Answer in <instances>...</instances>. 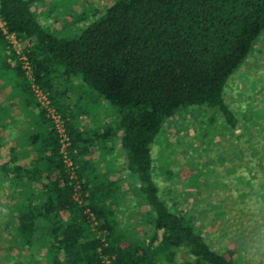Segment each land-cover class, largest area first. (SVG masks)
I'll return each mask as SVG.
<instances>
[{"label":"trees","instance_id":"1","mask_svg":"<svg viewBox=\"0 0 264 264\" xmlns=\"http://www.w3.org/2000/svg\"><path fill=\"white\" fill-rule=\"evenodd\" d=\"M38 1L0 0V18L33 78L0 29V119L10 131L0 138L7 198L0 264H250L239 261L253 248L264 254L260 183H246L242 196L229 193L233 215L210 219L214 229L205 234L206 223L198 227L197 217L162 196L153 155L167 122L191 107L213 108L220 126L237 128L226 85L264 31V0H112L72 37L40 22ZM32 82L63 121L75 179ZM81 83L89 97L76 90ZM100 101L116 113L114 125L98 115ZM116 142L137 181L132 211L108 160ZM119 212L134 213L133 223L119 221ZM141 223L149 225L144 234Z\"/></svg>","mask_w":264,"mask_h":264},{"label":"rangeland","instance_id":"2","mask_svg":"<svg viewBox=\"0 0 264 264\" xmlns=\"http://www.w3.org/2000/svg\"><path fill=\"white\" fill-rule=\"evenodd\" d=\"M111 2L40 0L32 8L42 24L66 29L65 36L72 37L94 20L95 12L105 9ZM78 89L89 97V86L81 83ZM224 97L239 119L235 130L220 126L215 109L191 107L169 120L153 144L154 174L162 196L197 217L198 227L206 223L205 234L214 229L208 222L210 219L223 220L233 215L227 214L229 207L225 206L229 203L225 198L229 193L242 196L248 188L244 186L250 181L260 183L264 189V31L257 37L243 64L230 75ZM96 110L105 121L112 125L116 123V113L103 102L97 104ZM16 113L20 114L19 111ZM6 132L10 133L9 130ZM6 132L4 136L8 138ZM108 145L111 147V143ZM112 148L113 159L108 158L113 164L110 167L114 176L120 178V187L127 195V207L132 211L129 196H135L137 181L126 170V156L120 144L116 142ZM238 152H241V158H237ZM245 163L252 167L246 169ZM100 164V168L105 165ZM233 185L240 190L230 189ZM5 193L3 190L0 195V215L7 200L3 197ZM121 215L119 212V221L130 219L129 224L136 217L134 213L129 216L128 212ZM137 230L140 231L138 234H144L149 225L141 223ZM221 237L222 234L217 236L218 239ZM252 251L254 253L241 257L239 262L246 258L250 264H264L263 250L259 252L253 248Z\"/></svg>","mask_w":264,"mask_h":264},{"label":"built area","instance_id":"3","mask_svg":"<svg viewBox=\"0 0 264 264\" xmlns=\"http://www.w3.org/2000/svg\"><path fill=\"white\" fill-rule=\"evenodd\" d=\"M0 29L3 32L6 40L9 43V46L16 52V54L19 55V60L21 61L22 68L25 70V73L31 81H33L32 75H31V66L29 64V61L27 60L26 56L21 54V43L15 33L9 32L5 22L0 18ZM32 91L35 94V97L37 98L40 105L45 109L47 112V115L53 120V123L55 127L57 128L60 141H61V150L63 151L64 156V162L66 167L69 169L70 177L72 179H75V174L73 172L72 168V162L69 158L68 150L66 147L69 144L68 136L65 133L63 121L57 113V111L51 106L50 100L45 92H43L34 82H32Z\"/></svg>","mask_w":264,"mask_h":264},{"label":"crops","instance_id":"4","mask_svg":"<svg viewBox=\"0 0 264 264\" xmlns=\"http://www.w3.org/2000/svg\"><path fill=\"white\" fill-rule=\"evenodd\" d=\"M9 106H10V108L16 113L17 111H20L21 109L20 108H22L21 106H13L12 105V102H9ZM17 107V108H16ZM20 113V112H19ZM16 114H18V113H16ZM21 115V114H20ZM0 121H1V127H0V138L3 136L4 138H6L4 135H5V132L6 131H4L3 129L5 128V127H3L2 126V124H3V122H2V120L0 119ZM6 136H7V132H6ZM7 139V138H6Z\"/></svg>","mask_w":264,"mask_h":264}]
</instances>
